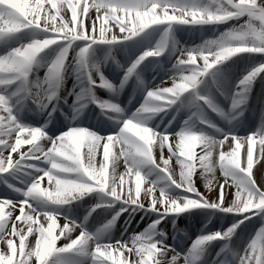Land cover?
Returning <instances> with one entry per match:
<instances>
[{
  "label": "snow or ice",
  "instance_id": "snow-or-ice-1",
  "mask_svg": "<svg viewBox=\"0 0 264 264\" xmlns=\"http://www.w3.org/2000/svg\"><path fill=\"white\" fill-rule=\"evenodd\" d=\"M222 25L228 27L218 31ZM178 29L212 35L189 47L175 39ZM110 49L123 53V64L115 54L97 59ZM166 54L174 57L171 74L149 86L141 74L161 67ZM109 63L112 79L104 72ZM40 68L43 78L34 76ZM69 69L80 88L68 93L75 97L70 107L80 113L95 105L115 130L73 124L48 134ZM133 81L143 99L128 115L119 96ZM257 82L258 126L239 135ZM29 112L46 119L32 122ZM169 112L162 131L149 126ZM182 112L188 119L180 124ZM262 161L264 0H0V186L7 192L0 195V264H212L207 249L217 242L215 264H264ZM197 175L209 194L218 191L215 199L200 192ZM94 193L97 202L83 220L60 211ZM99 210L112 215L90 231ZM198 210L241 219L177 251L160 225L170 219L175 230L179 217ZM138 212L155 219L145 231L129 232ZM257 217L259 227L234 247L241 225Z\"/></svg>",
  "mask_w": 264,
  "mask_h": 264
},
{
  "label": "bare ground",
  "instance_id": "bare-ground-1",
  "mask_svg": "<svg viewBox=\"0 0 264 264\" xmlns=\"http://www.w3.org/2000/svg\"><path fill=\"white\" fill-rule=\"evenodd\" d=\"M175 39L177 40V41H179V42H181V41H184V37H182V34H180V36L179 35H177V34H175ZM113 54H115V57H116V59L117 60H119V58H120V61L121 62H123L124 61V57H123V54L121 55V53L120 52H117L116 50H113V53H112V55ZM97 55V59H100L101 57L99 56V54L97 53L96 54ZM166 56V57H165ZM164 56V58H161V60H160V64H161V67H159L160 69H161V75H163L164 73H167V71L168 70H166L164 67H165V65H164V61L166 60V58L168 57V55L166 54ZM169 58V57H168ZM147 63V62H146ZM150 68V67H149ZM148 68V69H149ZM44 68H40L39 70H38V72L37 73H35V74H38L39 75V73L41 74L42 73V75L41 76H43V75H45V70H43ZM105 69H106V71L108 72V75L110 76V78H112L113 77V73L116 71V69H115V67H114V65H112L111 63H109L106 67H105ZM147 69V70H148ZM145 72H147V71H144L143 73H145ZM142 73V74H143ZM34 74V75H35ZM144 75H146L147 76V74H144ZM44 77V76H43ZM146 84H148L149 83V79L148 80H144V79H142ZM115 83H118V81H114ZM165 86H171V81L170 80H168V82H167V84L165 85ZM73 89H75L77 92L78 91H80V88H78L77 87V80H76V76H75V73H74V71L72 70V69H69L65 74H64V79H63V83H62V88H61V90H59V96L62 98L61 99V102H60V106H59V110L57 111L60 115H61V118H62V124L63 125H73V124H75V125H79V126H83V127H85V126H87V125H90V128L92 129V130H98V131H100V132H103V134H104V132H110V131H113V130H115V126L114 125H112L108 120H106L105 118H104V116H102L101 115V113H100V110L98 109V108H96L95 107V105H91V106H88L87 108L90 110V108H93L92 109V114H93V117H95L96 115H97V119H92V120H88L86 117L87 116H85V118L83 119L82 118V112L84 111V110H87V108L86 109H84L83 111H81L80 113H77V112H75L74 110H73V108L72 107H70V105H72V102H73V100L75 99V97L74 96H71V95H68V93L69 92H71ZM258 91H259V88H258V86H254L253 87V89H252V97L249 99V101H248V111H246L245 113H244V116L241 118V121H240V123H239V126L237 127V129H236V131H237V134H241V133H243L244 131H245V127L242 125L243 124V122L245 121V120H252V119H259V111H260V109H258V107H259V105H258V103H257V97L255 98V93H258ZM134 92H135V90H133V87H132V85L131 84H129L128 85V87H126V88H124L123 89V92H122V94L119 96V103H122L123 101V103H122V105H121V107L122 108H124L125 109V111H126V114H128V115H130L131 113H133V112H135L136 111V107H137V105H139L140 106V103L142 102V99H143V97H142V95H141V93H137L136 95H134ZM139 92V91H138ZM98 95H101L102 96V98L103 99H107L108 97H109V93H107V92H103V93H99L98 92ZM133 95L135 96V99H134V101L131 103V105L130 106H125V100H127V99H129V98H131V97H133ZM63 98H66L67 99V101H68V103L67 104H64L63 103ZM124 98H126V99H124ZM222 99V101L224 102V104H228L226 101H224L223 100V98H221ZM139 108V107H138ZM95 109V110H94ZM61 112H63V115L61 114ZM27 115H28V117L30 118V120L32 121V122H38V123H43V121H41V119H42V117H44V116H46V114L44 115V116H37V115H33L31 112H29V113H27ZM57 114H55V116H56ZM171 115H172V113L170 112V116H168L167 114H159L158 115V120H154L153 119V123L155 124L153 127L154 128H156V130L157 129H160L161 131L167 126V123H166V121H167V119L168 118H170L171 117ZM37 116V117H36ZM55 116L53 117V119H52V121L55 119ZM41 118V119H40ZM179 116L177 117V120L180 122V124H182L183 123V121L184 120H186V119H188V117L186 118V119H180L179 120ZM214 119H215V117H214ZM38 123H37V125H38ZM217 123L221 126V127H225V128H227V125L223 122V121H221V120H217ZM54 124V121L51 123V125H53ZM151 124V121H150V123H149V125ZM51 125H48V129H50L51 128ZM158 126V127H157ZM173 127L175 128H177V130L176 131H179L180 130V128H179V126L177 125V124H174L173 125ZM69 129V128H68ZM169 131H172V128H169ZM259 148V146L257 145V149ZM24 150H26V148H24V149H22V151H24ZM197 151H199V149H197ZM242 156H243V151H242ZM16 157L14 156V159H15ZM121 165H122V162H121ZM121 171H123V168L121 167V169H120ZM196 179V181H197V186L199 187V189H200V192L202 193V194H204L205 196H210V197H212V195L213 194H215V195H217V192H213V193H211V194H209V192L205 189V187H204V183L202 182V181H200L199 180V178H195ZM221 180H222V178H221ZM42 186H47V180H45V181H43L42 182ZM145 186H147V185H145ZM144 186V187H145ZM7 194V192H6V190L5 189H3V187L2 186H0V195H6ZM142 195H143V192H142ZM232 197L230 196L229 197V199H231ZM94 200L91 198V197H89V196H87L84 200H81V201H78V202H76V203H73L72 205H69V206H64L60 211L62 212V214H64V215H68V216H70L71 218H74V219H76V220H83L84 219V217H79V213H80V211H81V209H80V211L79 210H74L75 209V207L77 206H79V204H80V206L81 205H83V203H85V205H87V204H89L90 202H93ZM106 213H108V214H110V213H112V212H105L104 210H99L97 213H93V216H92V219H90L89 221H88V227H89V230L90 231H93V232H95L96 230H97V228L101 225V224H97L96 223V220L98 219V218H100V217H102V216H107V214ZM77 214H78V216H77ZM107 217H109V216H107ZM125 219L126 218H124V216L123 217H121L120 218V220L118 221V223H117V225H116V231L115 232H113L112 233V235L114 236V237H118L119 236V234H120V231H122L123 230V226H124V221H125ZM134 221V220H133ZM131 222V227L129 228V232H132L133 230L134 231H136L137 229H139L140 230V225H141V223L138 225V224H136V223H134V222ZM58 223L62 226L63 225V220L61 219L60 221H58ZM103 224V223H102ZM59 231V230H58ZM182 234V237L184 236V237H187V235L185 234V233H181ZM73 235L75 236L76 235V233H73ZM181 237V238H182ZM29 239H32L31 237H29ZM169 244H174V242L172 243V242H170V241H167ZM180 242V241H179ZM17 243H18V241H17ZM64 243V241L61 239L59 242H58V246L60 245V244H63ZM174 246L176 247V249L177 250H179V248H180V244H177V243H175L174 244Z\"/></svg>",
  "mask_w": 264,
  "mask_h": 264
},
{
  "label": "rangeland",
  "instance_id": "rangeland-1",
  "mask_svg": "<svg viewBox=\"0 0 264 264\" xmlns=\"http://www.w3.org/2000/svg\"><path fill=\"white\" fill-rule=\"evenodd\" d=\"M228 25H222L219 27L218 31H224L225 28H227ZM175 34L179 35L182 34V37H184V41L179 42L181 45H185V46H194V45H198L202 42V40L210 35H212L211 32H207V31H195V30H180L178 29ZM218 34V33H217ZM114 49H110L108 52H97L99 54V56L101 58L104 57H109L112 54V51ZM123 54V53H122ZM166 57V56H165ZM164 58V57H161ZM174 62V57H172L171 59H169L168 57L166 58V60L164 61V65H165V69L168 70L172 67V63ZM124 63V61L122 62V64ZM202 63V62H201ZM231 63V62H229ZM155 65L153 64L152 66H150V68L148 70H151L148 73H155ZM45 70V69H43ZM160 70V69H159ZM147 71V70H146ZM171 73L169 71H167V73H165V75H162V79L165 78L164 80L168 79V76ZM42 73L39 75L35 74L34 76H39L40 78H43V76H41ZM122 75V73H121ZM239 75V72H235L234 74L231 75V79L235 80L236 77ZM159 79H157L155 82H157ZM157 84V83H156ZM256 86H258L259 91L258 93H255V98L257 97V103L259 105L258 109H260L261 104L259 101V94L261 92V85L259 82L256 83ZM142 95V94H141ZM125 99V98H124ZM220 104L221 107H223L224 109L228 108V104H224V102L222 101V99H220ZM139 105H137L136 108H138ZM164 114V113H162ZM174 113H172L173 115ZM168 116H170V112L167 113ZM172 115L170 118L167 119L166 123L172 118ZM179 120L180 119H186L188 117V114L186 112H182L181 116H179ZM155 121L158 120V115L155 116L153 118ZM153 119H151V124L149 126L153 127L155 124L152 122ZM216 121L219 120L218 117H215ZM259 123V119H252V120H246L243 122V126L245 127V131L239 135H246L248 133V131L252 130L253 128L256 127V125L258 126ZM175 129L177 130V128L175 127ZM157 131H161L160 129H157ZM262 163H264V161H262ZM259 165H256V167L253 169L254 174L257 176V180L259 182V174L256 173V168H258ZM216 175L219 177V171H217ZM155 178V177H153ZM198 178V175L197 177ZM147 187V186H145ZM198 187V186H197ZM199 189V187H198ZM200 190V189H199ZM218 194V191H217ZM217 195L213 194L212 197H210L211 199H215ZM231 196V194H229V197ZM91 197L94 201L90 202L89 204L85 205V203H83V205L77 207H75V211L81 209L80 213H79V217H85V215H87V211L88 209L97 202V194H92ZM228 197V198H229ZM67 207V206H66ZM105 216H102L98 219L99 222H105L107 219H110L112 213L108 214L106 213ZM78 216V214H77ZM128 214L125 213L124 218L127 219ZM141 217H143V219H141ZM155 219V217L149 215H145L143 212H138L135 217L132 219V221L136 224H140V230L137 229V232H143L145 231L149 224L152 222V220ZM237 219H241L239 217H232V216H226L220 213H216V214H210V215H205L201 212L198 213H192V214H187V218L185 216H181L176 220V228L175 230L173 229V225L169 220H166L163 224L160 225V227L169 234V239L168 241L180 244V248L177 251H186L192 244V242L194 240H196V238L198 236L201 235L202 232H208V231H223L224 229L231 227L233 223H235V221ZM257 222L253 223V222H248L247 226L245 225H241L240 230H238V232L240 233L239 238H234L233 240V246L234 247H238L241 243V241L243 239H246L248 236H250L254 231L255 228L259 227V218L257 217ZM181 233H185L187 235V238L182 237ZM176 236L177 239L175 241H173L172 237ZM182 237V238H181ZM180 241V242H179ZM220 251V244L219 242H217L216 244L212 245L210 248L207 249V252L209 253L206 256V259L208 261H211L212 264H215V262L213 261V257H215L216 253Z\"/></svg>",
  "mask_w": 264,
  "mask_h": 264
}]
</instances>
